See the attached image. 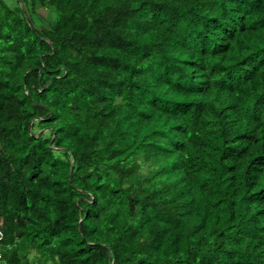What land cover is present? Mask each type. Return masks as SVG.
I'll return each mask as SVG.
<instances>
[{
    "label": "trees",
    "instance_id": "16d2710c",
    "mask_svg": "<svg viewBox=\"0 0 264 264\" xmlns=\"http://www.w3.org/2000/svg\"><path fill=\"white\" fill-rule=\"evenodd\" d=\"M0 264H264V0H0Z\"/></svg>",
    "mask_w": 264,
    "mask_h": 264
},
{
    "label": "rangeland",
    "instance_id": "374dc122",
    "mask_svg": "<svg viewBox=\"0 0 264 264\" xmlns=\"http://www.w3.org/2000/svg\"><path fill=\"white\" fill-rule=\"evenodd\" d=\"M5 1L8 3V5L13 3V0H5ZM38 12L40 14H42V15H45L44 12H43V10H41V9Z\"/></svg>",
    "mask_w": 264,
    "mask_h": 264
},
{
    "label": "water",
    "instance_id": "95a60500",
    "mask_svg": "<svg viewBox=\"0 0 264 264\" xmlns=\"http://www.w3.org/2000/svg\"><path fill=\"white\" fill-rule=\"evenodd\" d=\"M70 173H71V169H70Z\"/></svg>",
    "mask_w": 264,
    "mask_h": 264
}]
</instances>
